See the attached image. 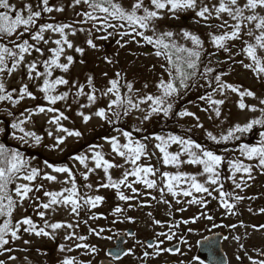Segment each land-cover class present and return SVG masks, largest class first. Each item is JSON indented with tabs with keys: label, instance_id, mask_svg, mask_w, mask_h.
I'll return each instance as SVG.
<instances>
[{
	"label": "snow or ice",
	"instance_id": "snow-or-ice-1",
	"mask_svg": "<svg viewBox=\"0 0 264 264\" xmlns=\"http://www.w3.org/2000/svg\"><path fill=\"white\" fill-rule=\"evenodd\" d=\"M86 6L85 11L76 13L79 17L78 20H74L70 23L62 24H37V21L41 19L42 14H50L52 12H63L64 7H52L50 6V0H39L35 6L39 10H35L33 5L24 4L22 8H16L10 3V0H0V103L7 102L15 107L20 104L25 98L35 100L37 97L29 91L27 84H21V87L17 89H9L6 87L5 77H11L16 73L21 66L26 71L27 79L34 83H37V91L43 94L47 104L55 105L58 102L65 101L69 98L68 92L60 93L57 91L59 86H65L69 84L67 79L61 76L54 77V72L59 70L62 73H67L70 66L74 63L73 57L70 55H64L66 50H73L83 55V49L74 48L73 43L69 40V36H75L77 31L83 32V28L75 27L78 24H89V35L92 31L97 33L103 32V35H98L97 39L107 40L112 32L109 29H113L117 35L123 39L124 36H132L133 40L136 37H140L146 44L152 45L156 51L155 56L163 57L166 61V65H161L164 72L169 77L167 80L163 77L156 84L157 95H145L136 96L134 87L131 82H123V77L120 72L115 73L116 79L108 81V87L105 90H99L93 85V79L89 76L87 84L89 91L85 92L83 85L73 84L72 87L76 88L75 96H86L89 103L81 104V108H87L94 105L97 101V94L101 97L107 98L113 97L109 100L106 108L98 109L94 115L104 120L107 117H114L110 123L118 121L121 116H127L132 111L144 112V120L151 118L153 114H159L163 112V115L167 116L172 105L169 103L170 99L179 95L182 91L189 89L190 87H196L198 77L205 80V83L209 88H213V92L209 93L206 97L201 99H207L210 107H213L215 114L219 117L220 112L218 106L223 104V100L213 99V93L218 92L221 96L225 94V91H230L237 94L239 97L238 107L241 111L248 110L251 112L260 111L264 113V107L257 108L256 106L246 105L243 101L245 97L255 98L254 93L249 90H241V87L228 85L221 80V76L226 73H219L212 76V73L216 70L213 68L205 67L203 70L200 68V61L203 49L202 41L188 31H182L181 36L185 41H189L192 47H186L184 45L177 44L174 39V33L164 32L156 34L154 21L162 19L161 12L167 11L170 14H175L183 10H192L195 12L199 21H204L205 24L211 19L219 21L215 25L220 29V34L209 33L211 44L218 50L230 52L229 42L240 41L241 47L237 51L236 55H241L244 59L248 60V63H244V59L239 63L253 72L257 79H264V0H209V3L198 4V0H135L131 4L130 9L123 8L117 0H72L69 7ZM150 5V7H149ZM212 27L213 25H207ZM75 28V30H73ZM23 29V30H21ZM34 29V30H33ZM151 31L152 36L145 35L146 32ZM45 33H53L59 36L58 39H52L51 36L45 37ZM13 37H16L13 39ZM20 37H27L26 39H20ZM51 43L54 47L47 48L45 50L40 47L41 44L48 45ZM88 47L95 49L96 45L91 39L86 41ZM119 43V41L117 42ZM121 47L124 45L121 44ZM235 47V45H233ZM36 53L38 57L43 59H37L33 56ZM215 55V53H213ZM26 57H32L31 60H26ZM66 61L62 63L61 59ZM106 59L107 63H112L110 59ZM219 62V61H217ZM38 69H42L38 70ZM107 75V73H105ZM211 77L209 80L208 78ZM191 82V83H190ZM213 84L218 87H213ZM147 85H145V88ZM200 87H204L201 84ZM121 88L126 89V92L122 95ZM18 97V98H14ZM135 96V98H134ZM76 102V101H74ZM261 106H264V100L259 101ZM141 105H146V108H141ZM122 109V111H119ZM29 115H35L38 113H58V110L53 107H38L37 112L26 109ZM11 115V113H9ZM78 115L82 116L85 123H87L91 117L84 115L83 112H78ZM23 115V113L21 114ZM184 116H194L193 113L184 111L180 113ZM60 119H67L62 114H57L49 123L58 124ZM26 119H22L19 123H13L11 127L17 129L22 135L16 137L20 140L25 138L34 139L36 143L40 142V137L35 136L34 133L25 131L20 124L26 123ZM264 126V119H253L244 126L236 125L234 129L227 132L226 135L217 139L208 133L210 139L216 143L221 141H228L235 138L236 133H246L253 129L254 126ZM200 126V125H197ZM58 131L67 132L69 136L80 135L78 132H70L67 129H63L58 126ZM51 135V133H49ZM127 143L121 144L117 138H112L108 142L111 145V151L117 156H120L125 160L127 164L133 167L129 170L126 169L122 178L119 181H113L111 176H107V182L100 185L101 188H112L118 193V198L121 201H129L132 197H126L120 192L121 187H126L131 190L133 196H139V191L133 187L134 184L145 186L147 189H157V181L150 179L149 177H155L158 169H154L151 166L139 165V161L142 158H147L149 155L146 152L147 145L134 141L129 132H122ZM147 139V138H146ZM155 140L159 143L155 144V148L161 154V160L163 165L178 168L181 163L190 165L202 166V170L199 173L201 176H205L204 182H198L196 175H186L182 173L169 174L160 173V183L162 187H159L161 196L166 194L171 195L173 198L178 196L191 197L187 201L188 204L201 205L206 207V202L203 200V196L206 194L212 199H217L213 195V192L219 194L220 207L225 210L226 215H236L233 209L236 207V202H239L245 197L238 194H230L222 191V184H218V178L220 173L218 171L222 158L215 155L211 151L201 150L199 154L193 149H200L199 145L194 144L191 140L181 139L176 136H169L167 139L161 136H155ZM27 142V141H25ZM57 144L63 143L62 139L56 140ZM172 144L180 145L182 151L176 154L168 152V148ZM243 157L248 161H256L255 165L244 164L237 161H229L230 168L232 170V180L235 185V189L244 191V186L248 184V180L252 179L253 167L259 168L264 171V132L261 133V140L255 146L243 145L240 149ZM186 155L188 159L181 160V156ZM79 162L85 166L86 172L82 173L83 180L89 179L88 173L94 171V169L87 168L85 163L86 157H79ZM95 169H102L107 175L109 169L113 167H123V165H115L107 160L99 153H94L93 156ZM51 170L56 173H65L68 179L62 181L68 187L63 188L60 191H47L43 189V186H31L37 177L40 176V170L31 168L28 162L20 155L18 151H9L2 144H0V257L5 256L12 251L9 245L20 240L21 232H27L37 237H48L53 239L54 237L46 229H51L54 233L61 228L72 229V224L64 223H48L45 219V212L54 210L56 207H64L68 209L69 214L78 217L80 212L87 210L92 212L93 209L99 207L103 202V197L96 195H89L88 191L81 193L77 187L76 179L73 172L67 168H57L49 165ZM241 176L240 181L235 179L236 175ZM247 177V179H245ZM49 182H55L56 177L52 175H43L41 177ZM130 178H133L130 180ZM24 181L25 183H20ZM211 186V187H210ZM85 189H91L90 184L83 186ZM43 191L44 197L47 198V202H40L37 200L38 207L36 209L39 218L44 220V224L37 225L30 216L12 222L14 212L18 207L23 205L25 200L31 201L33 199L30 194L34 192ZM99 191V189H96ZM194 193L200 194V198L194 196ZM228 197V198H225ZM155 200V197H150ZM251 199V198H249ZM177 204L181 203L180 199H175ZM158 203L171 205L167 200H160ZM141 207L147 205H140ZM43 209L44 211H40ZM185 209H180L184 211ZM125 209L116 207L112 215H116L124 212ZM251 211V209H250ZM260 213H264V209L260 210ZM203 217L209 221L213 218L207 213H201ZM151 216V213L148 214ZM103 216H97L95 214L90 215L89 219H103ZM200 219V216L192 218L190 221H180L179 223L169 224V229L179 228L180 224H195ZM87 221H85L86 223ZM115 223V221H113ZM128 222H134L131 218H128ZM154 224L163 227L160 221H153ZM242 226V225H241ZM214 227H221V225H214ZM231 228H236L237 225H231ZM255 230L264 229V225L259 228L253 226ZM105 229H93L89 228V232L92 235L97 236L100 239H107L103 237ZM191 231V229H189ZM129 235L134 236V233ZM177 233L175 231L170 232H158L157 237H164L167 241H173ZM66 239H78L84 241L87 237L69 235ZM227 240L228 236H224ZM239 242L240 237H233ZM25 244L30 241H23ZM181 243H187L185 240H181ZM137 243H141L137 241ZM164 240L154 241L153 243L146 244L148 248H155L156 255H161L164 252H168L172 255L180 254L179 246L174 248H163ZM77 248H83L86 250V254L95 257L97 249L95 246H89L83 243H78ZM243 250V245H240ZM60 251H65L64 247L60 248ZM72 251V249H68ZM132 250L122 252L117 249L108 253L112 259L118 260L123 256L132 255ZM259 259H253L248 257L250 264H264V252H257ZM149 253L145 251L143 258L147 259ZM237 260L241 258L236 257ZM7 260L15 261L16 257L8 255ZM0 264H6L5 260H0ZM62 264H81L79 261H74L72 258H65ZM100 264H104V261H100Z\"/></svg>",
	"mask_w": 264,
	"mask_h": 264
},
{
	"label": "rangeland",
	"instance_id": "rangeland-1",
	"mask_svg": "<svg viewBox=\"0 0 264 264\" xmlns=\"http://www.w3.org/2000/svg\"><path fill=\"white\" fill-rule=\"evenodd\" d=\"M52 7H64L65 11L63 12H52L50 14H44L46 21L42 24L53 23V24H62L70 23L74 20H78L79 17L76 16V13L80 12L83 9L82 5L78 7H69L72 3V0H50ZM39 0H10V3L13 4L16 8H22L24 4L33 5L35 10H39L35 6L38 4ZM122 7L125 9H130L132 3L135 0H121ZM214 3L215 0H212ZM201 3V0H198V4ZM203 3H209V0H203ZM147 4V0H146ZM150 7V5H149ZM192 10H183L177 13L170 14L167 11H163L160 15L162 19L155 20L154 26L156 34L164 32L174 33V38L177 41H184L180 35L182 31H188L191 34L195 32L196 29L205 30L207 28L204 21H199V18L193 17L189 19H182V16H187ZM194 12V11H192ZM63 18V19H60ZM212 22H207L213 25L209 30L219 35L220 29L216 28L215 25L219 21L211 19ZM75 27L83 28L84 31H77L75 36H69V40L73 43L74 48L83 49V55L76 53L73 50H66L64 55H70L73 57L74 63L70 66L69 71L64 73V79L69 81L68 85L63 86V92L69 93V98L65 101H61L58 104V113H38V107H41L35 103V100L25 98L21 101L20 104L12 107L11 104L7 103V108H2V113L11 115L10 111L16 113L13 117L14 123H19L20 120L26 119L27 122L20 124V127H23L25 131L29 133H34L35 136L40 137V142L36 143L34 139L25 138V140L17 139L16 137L21 136L22 134L14 136L13 138L19 142H25L36 147L38 150H43L48 155L58 154L60 151L65 149L67 146L73 145L82 139V136L87 133V131L95 126L101 125L103 120L99 117H96L94 113L100 108H106L110 96L107 98L101 97L97 94V101L94 105L87 108H81V104L89 103L86 99V96H80L77 98L75 96L76 88H73V84L83 85L85 92L89 91V86L87 84L89 76L93 79V85L99 90H105L108 87V81L115 78V73L123 72L127 77H130L134 83V92L136 96H145L153 93L156 89V84L163 77L165 78L164 70L161 65L162 60L155 56V54L149 49H145L140 41L136 39L133 40L132 36H124L123 39L113 29H109V32H112V35L107 40L97 39L98 35H103L104 33H97L92 31L89 35L88 29L89 24H78ZM75 30V28L73 29ZM149 35H153L151 31L146 32ZM51 36L52 39H58L59 36L53 33H45V37ZM91 39L96 45V48L88 47L86 41ZM119 41V43H117ZM124 46L121 47L120 45ZM44 45V44H42ZM231 46V53H234L237 48L241 47L240 41L229 42ZM235 45V47H233ZM45 47H54L51 43L44 45ZM261 55H264L262 53ZM33 56L38 57L36 53H33ZM110 59L112 63H107L106 59ZM212 59L214 56L211 57ZM32 57H26V60H31ZM244 59L243 56L236 57L234 62L231 64L229 72L223 77L222 82L231 85L241 87V90H249L254 93L255 98L245 97L244 103L250 106H256L261 108L259 101L264 100V79H257L252 71L244 68L239 61ZM62 63H66L61 59ZM244 63L247 64L248 60L244 59ZM39 70V69H38ZM107 73V75H105ZM6 87L11 89H19L21 84H27L29 91L37 96L39 91H37V83L32 82L27 79V74L23 66L14 73L11 77H5ZM145 85L147 87L145 88ZM14 98H18L15 97ZM135 98V96H134ZM216 100H223L224 103L219 105V117L216 116L213 107H210L209 102L205 105H199L198 107H190L186 111L193 113L194 116H184L183 119L192 121L197 128L203 133L204 136H208V133H211L215 137H223L227 134L231 128L236 125L244 126L253 119H258L261 117L262 113L260 111L251 112L248 110L241 111L238 107L239 97L237 94L230 91H225V94L221 96L218 92L212 97ZM76 101V102H74ZM141 108H146V105H141ZM26 109L37 112L35 115H29V112L25 111ZM78 112H83L84 115H88L91 119L85 123L82 116L78 115ZM23 113V115H21ZM57 114H62L63 117L67 119H60L58 124L49 123ZM144 112L133 111V116L136 120H141L144 117ZM61 127L67 129L70 132H78L80 135L69 136L67 132L58 131L57 128ZM18 131V130H17ZM51 133V135H49ZM158 136H161L165 139L169 137V134L163 133ZM209 137V136H208ZM118 141L121 144L127 143L124 136L119 134L117 137ZM62 139L63 143L57 144L56 140ZM159 141L155 140L154 137L151 141V158H158L157 162H162L161 154L155 148V144ZM105 151L99 152L105 160L115 165H123V167H113L109 169L107 175L102 169H95V164L93 160L94 154H86L83 157H86L85 163L87 168L94 169L91 173H88L89 179L87 181L82 180V173L86 172V168L82 165L79 160L75 161L74 172L81 181H84V184L90 182L102 183L107 182V176H111L113 181H118L122 178L123 173L126 169H131V165L127 164L123 158L117 156L111 151V145L109 142L104 143ZM202 149H193L199 154V151ZM182 151L180 145L172 144L168 148V152L171 154H176ZM188 157L186 155L181 156V160H186ZM37 169V168H36ZM178 173L186 175H196L198 182H204L206 179L205 176L199 175L202 170V166L190 165L186 163H181L178 168L172 167L170 170H175ZM52 175L56 177L55 182H49L42 179L43 175ZM68 179L67 174L65 173H56L51 170L48 165H44L40 170V176L36 178L34 183L31 185L33 187L43 186V189L47 191H60L69 185H65L62 181ZM20 183H25L24 181H19ZM133 186L137 187L139 184H134ZM137 189V188H136ZM138 191L143 190H153L147 189L145 187L137 189ZM129 196L132 197L131 200L123 202L124 212L121 213L123 216H115L116 225H119L121 222L128 223V217L134 215H141V213L132 210L131 207L137 206L138 203L144 200V196H133V193L128 192ZM33 197L31 201L25 200L21 207H18L13 214L12 222L24 218L25 216H30L32 220L37 225H43L44 220L39 218V215L36 211L38 204L37 200L40 202H47V198L44 197L43 191L34 192L30 194ZM162 206L163 204H158ZM40 211H44L40 209ZM93 215L92 212L89 213L86 210L80 212L78 217L70 215L68 209L64 207H56L54 210H49L45 212V219L48 223H64L72 224L73 228H61L56 230L54 233L52 230L46 229L54 237L50 239L48 237H37L35 235L29 234L27 232H21L20 240H16L11 243L12 251L7 253L5 256L0 257V260H5L6 264H62V261L65 258H72L74 261H79L81 264H97L98 260L103 256L104 247L109 245L107 239H100L95 235L90 234L89 228L100 229L103 228L105 231L101 233L103 237H106L109 233H112L114 230L107 228L104 221L99 219L92 220L89 219V216ZM85 221H87L85 223ZM115 225V226H116ZM74 235L75 237L84 236L87 237L86 240L80 241L78 239H66L67 236ZM30 241V243L25 244L23 241ZM78 243H83L89 246H95L98 250V254L93 258V260L86 261L90 255L86 254V250L83 248H77ZM64 247L65 251H60V248ZM72 249V251H68ZM15 256V261L7 260V256Z\"/></svg>",
	"mask_w": 264,
	"mask_h": 264
},
{
	"label": "trees",
	"instance_id": "trees-1",
	"mask_svg": "<svg viewBox=\"0 0 264 264\" xmlns=\"http://www.w3.org/2000/svg\"><path fill=\"white\" fill-rule=\"evenodd\" d=\"M118 3L122 6L121 0H117ZM51 4V1H50ZM83 9L81 11L86 10V6L82 5ZM80 11V12H81ZM189 15L195 17V12L190 11V14L187 15L186 19H189ZM184 16V15H183ZM63 19V18H60ZM46 21L44 18V14H42V17L40 20L37 21V24H42V22ZM208 22H212L209 20ZM210 23H207L209 25ZM211 25V24H210ZM209 26L205 28V30L196 29L195 32H193V35H196L203 43V49L202 55H201V61H200V68L203 70L205 67L213 68L216 71L212 73V76H215L219 73H228L231 64L234 62L236 57H240L241 55H236L239 48L234 53L225 52L223 50L216 49L212 44L209 37V33H212L209 30ZM23 30V29H21ZM34 30V29H33ZM145 35L151 36L147 33ZM16 37H13L15 39ZM27 37H20V39H26ZM141 43V45L145 49H149L153 53H155L156 49L152 45L146 44L140 37H136ZM174 41L179 45H184L186 47H192L191 43L189 41H177L173 37ZM42 49L45 50V55H49L47 53V48L44 45H40ZM231 48V46L229 45ZM215 53V55H213ZM214 56L212 59L211 57ZM219 59H216V58ZM162 60V63L166 65V61L163 57H159ZM41 59H43L41 57ZM219 61V62H217ZM62 62V61H61ZM42 71V69H39ZM123 77V82H131L134 87V83L130 77H127L123 72H120ZM165 73V72H164ZM225 74V75H226ZM225 75L221 76V80H223V77ZM61 76L64 78V73L60 72L59 70H56L54 72V77ZM169 77L165 73V80H167ZM113 79H116L113 78ZM209 80L211 77L208 78ZM191 83V82H190ZM201 84H204V87H200ZM109 86V85H108ZM213 87H218L217 85L213 84ZM63 86H59L57 91L62 93ZM126 92V89L121 88V94L123 95ZM213 92V88H209L207 84L205 83L204 79H201L198 77L197 85L196 87H190L189 89L182 91L179 95L173 97L170 99L169 103L172 105L169 113L167 116L163 115V112L159 114H153L150 119L148 120H136L133 116V111L127 115V116H121V118L118 121L110 123L109 121H113L114 117H107L103 120L101 125L95 126L90 128L87 133H85L82 136V139L78 141L77 143L67 146L65 149L60 151L58 154L55 155H48L43 150H38L36 147L32 146L29 143L26 142H19L13 137L16 135H19V131L17 129H13L11 125L14 123L13 117L16 115V113L11 112V117L9 115H6L2 113V108H7V102L0 103V144H2L5 148H7L9 151L15 150L20 153V155L28 162V165L31 168H37L38 170H41L44 165H51L53 167L57 168H63L67 167L69 168L76 179L77 187L81 193L88 191L89 195L96 196L99 195L103 197L102 204L92 210V214H95L97 216H103L105 218L99 219L100 221L105 222V226L110 229H114L116 222L115 216H118L119 214L112 215L116 207L123 208V202L119 200L118 193L115 189L112 188H101L99 183L90 182L92 188L85 189L83 186L84 181L83 178H79L77 175H75L74 172V162L79 160V157H83L86 154H94L96 152H103L105 151L104 143L108 142L112 138H116L119 134H122V132H129L131 134V137L134 141H139L145 145L146 152L149 154L147 158H142L138 163L142 166H151L154 169H158L155 177H149L150 179H155L157 181L158 188L162 187L160 180V173H169V174H176L178 173L175 170H170L172 168L171 165L165 166L161 162H157L158 158L152 159L151 158V141L153 137L158 136L163 133L169 134V136H176L181 139H187L191 140L194 144L199 145L202 150H207L213 152L215 155L220 156L222 158V163L218 169L220 173V178L218 179V183L223 185L222 190L229 189L227 186V179L226 175L231 173V168L229 165V161H233V159H240L244 158L241 154V147L243 145L248 146H255L259 143L261 140V133L264 132V126L256 125L253 127L252 130L246 133H236V136L239 137V139H229L228 141H221L220 143H216L212 139H210L208 136H204L203 133L197 128V126L190 120H185L180 115V113L186 111L190 107H198L199 105H205L208 100L207 99H201V97H206L209 93ZM157 89L151 95H157ZM216 93H213V96ZM212 96V97H213ZM35 103L41 107H53L55 109L58 108V104L61 102H58L55 105H49L47 104L46 100L44 99V96L42 93H39V95L36 96ZM111 97V96H110ZM111 97L110 99H112ZM147 107V106H146ZM119 111H122L120 109ZM258 119H264V113H262L261 117ZM231 129H234L231 128ZM147 138V139H146ZM217 139H221L219 137H216ZM133 166L131 165V168ZM130 170V169H129ZM121 179V178H120ZM119 179V180H120ZM133 178H130V180ZM118 180V181H119ZM135 187V186H133ZM145 186L139 185L135 188L141 189ZM211 187V186H210ZM146 188V187H145ZM153 189V190H158ZM96 189H99V191H96ZM131 190L127 189L126 187H121L120 192H122L126 197H128ZM87 211V210H86ZM88 212V211H87ZM91 213V212H89ZM118 218V217H117ZM11 247V244L9 245ZM98 253V250H97ZM93 258L90 256L86 261L93 260Z\"/></svg>",
	"mask_w": 264,
	"mask_h": 264
},
{
	"label": "flooded vegetation",
	"instance_id": "flooded-vegetation-1",
	"mask_svg": "<svg viewBox=\"0 0 264 264\" xmlns=\"http://www.w3.org/2000/svg\"><path fill=\"white\" fill-rule=\"evenodd\" d=\"M237 160L244 164H256L255 160L248 161L245 158L233 159V162ZM252 177L244 186V191L241 192L235 189L231 173L226 175L229 189L221 190L245 197V199L236 202V207L233 209L236 215H226L225 210L220 207L217 192H213L217 199H212L205 194L203 200L207 206L201 207V205L188 204L187 201L191 197L173 198L168 194L161 196L159 190L139 191L145 198L137 206L131 208L141 215L129 216L128 218L134 222H121L115 226L112 233L106 236L109 245L104 247L103 256L97 264L100 261L112 264H250L248 257L259 259L257 252H264V229L255 230L253 226L259 228L264 225V213H260V210L264 209V171L253 167ZM235 179L240 181L241 176L237 174ZM194 196L200 198V194L194 193ZM150 197L156 199L153 200ZM175 199H180L182 202L177 204ZM160 200H167L171 207L169 208L168 204L164 203H161L162 206L158 205ZM140 205L147 206L141 207ZM180 209L185 210L180 211ZM202 212L212 216L213 219L211 221L205 219ZM149 213L151 216L148 215ZM122 215L120 214L118 218L122 219ZM196 216H200V219L195 224L181 223L179 228L173 229L167 227L169 224L180 221H190ZM154 220L160 221L164 226L154 224ZM214 225H221V227H214ZM231 225H237V227L231 228ZM170 231L177 233L173 241L156 236L158 232ZM130 233L135 235H129ZM224 236H228V239L225 240ZM237 236L240 237L239 242L233 239ZM159 240H164L163 248L179 246L180 254L172 255L164 252L161 255H156L155 248L145 246ZM181 240H185L187 243H181ZM137 241L141 243H137ZM241 244L243 250H241ZM115 245L117 246L116 250L126 252L131 249L133 254L122 255L118 260L112 259L107 254L108 250ZM145 251L149 253L147 259L143 258ZM237 256L241 259L237 260Z\"/></svg>",
	"mask_w": 264,
	"mask_h": 264
},
{
	"label": "water",
	"instance_id": "water-1",
	"mask_svg": "<svg viewBox=\"0 0 264 264\" xmlns=\"http://www.w3.org/2000/svg\"><path fill=\"white\" fill-rule=\"evenodd\" d=\"M190 17H192V16H190ZM182 18L184 19V18H186V16H183ZM116 248H117V246L115 245V246L111 247V248L108 250V252H109V253H110V252H113V251L116 250ZM105 263L112 264L111 262H105V261H104V264H105ZM99 264H100V262H99Z\"/></svg>",
	"mask_w": 264,
	"mask_h": 264
}]
</instances>
